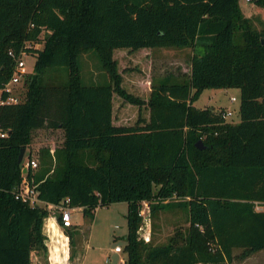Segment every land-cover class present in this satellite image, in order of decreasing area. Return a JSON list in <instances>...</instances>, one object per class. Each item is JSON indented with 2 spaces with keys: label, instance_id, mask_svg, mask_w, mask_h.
Masks as SVG:
<instances>
[{
  "label": "trees",
  "instance_id": "obj_1",
  "mask_svg": "<svg viewBox=\"0 0 264 264\" xmlns=\"http://www.w3.org/2000/svg\"><path fill=\"white\" fill-rule=\"evenodd\" d=\"M156 47L191 48V71L151 77L146 101L123 86L119 57L146 59L132 52ZM92 49L105 84L82 80L79 59ZM24 54L36 58L18 83L24 92L0 106V264L47 255L48 206L66 198L91 218L127 202V264H227L264 249V25L240 0H0V88ZM223 88L240 89L237 124L222 109L195 106L204 90ZM115 93L139 106L135 123H116ZM47 128L64 140L54 155L41 147L39 167L26 174L41 200L32 206L16 197L25 176L18 158ZM145 202L153 216L184 210L188 226L145 242Z\"/></svg>",
  "mask_w": 264,
  "mask_h": 264
},
{
  "label": "rangeland",
  "instance_id": "obj_2",
  "mask_svg": "<svg viewBox=\"0 0 264 264\" xmlns=\"http://www.w3.org/2000/svg\"><path fill=\"white\" fill-rule=\"evenodd\" d=\"M240 5L246 17L253 19L257 27H263V7H259L251 1L248 2L246 0H240ZM32 46L42 47L43 40L34 42ZM144 50L139 49L132 53L135 56H140V54L145 53ZM151 50L152 49H149V52ZM154 50L156 55H159L161 52H163V54L155 57L158 59H155L152 64H146V59L141 56L137 57V62L130 59L125 60L127 57H124L120 53L121 50L115 52V56L118 57L120 53L121 56L119 58L123 60H121L122 64L120 65V71L122 72L123 70L126 75V84H123L125 88H128V84L135 78L158 77L160 75L176 73L179 70L183 72V67L190 71V59L193 54L191 48L156 47ZM24 56L27 69L33 71L36 60L35 56H28L27 54H24ZM176 59L180 60L179 67L175 62ZM79 61L82 70V80L85 84H105L108 82V76L102 68L98 53L95 49L83 53ZM22 85L23 83L14 86V95L18 96L19 93L24 92ZM232 97H235L236 100H232ZM117 101L124 102L123 98L115 93L113 102L115 104L116 113L121 107L120 102L118 103ZM240 103L241 92L237 88L206 89L195 102V106L198 108L211 107L216 110L222 109L226 112L232 111V114L228 115L226 120L237 124L241 121ZM126 108V116L128 119L122 123H135L139 116V106L127 102ZM142 111V115H147L149 113L148 108H143ZM115 120L116 123H118V118H115ZM63 140L64 132L62 129H38L34 132L32 143L26 148L24 159L28 156L36 158L40 165V158L38 156L39 149L44 146L61 145ZM50 153L54 155L55 148L51 147ZM48 208L51 211L50 216H59L60 209L54 208L51 205L48 206ZM143 208L145 209L146 207L143 206ZM127 212L128 204L124 201L98 207L93 218L85 216L83 210L78 208L75 209L72 212L73 227L61 228L67 237L62 231H58V229H56L57 227H55V230H47L50 234L49 237L47 236L46 240L48 244V253L49 246H51L53 251H60L61 253L67 252L68 255L70 254V264L72 262L77 264H120L122 259L127 260V252L124 250L123 253H117L114 251V248L116 245L124 248L127 243ZM143 218H150L149 226L145 232V240L139 235V238L145 242L147 240L155 243L166 242L177 228L184 229L188 226L187 214L184 210L180 209H171L168 211L161 210L157 212L155 216L151 215V213L149 216L148 211H145ZM71 234L73 235L72 240ZM51 236L54 245H52L51 242L49 243V241H51ZM238 252L236 251L237 254ZM260 252H262V254L258 258H251L248 261L234 259L227 264H264V257L262 256L264 255V250ZM47 259L48 255H44L43 253L37 251L32 253L33 264H48L49 261Z\"/></svg>",
  "mask_w": 264,
  "mask_h": 264
},
{
  "label": "built area",
  "instance_id": "obj_3",
  "mask_svg": "<svg viewBox=\"0 0 264 264\" xmlns=\"http://www.w3.org/2000/svg\"><path fill=\"white\" fill-rule=\"evenodd\" d=\"M246 1L250 2L251 0H246ZM28 72H31V71H29L27 69L25 56L22 55L17 60V64H16L15 71H14L12 78L5 85V87L0 88V106L5 105V104H9V103L18 102V100H19L18 96L14 95V92H13L14 86L17 85L20 82L22 76ZM5 93H8L7 97H4ZM232 100H236V98L232 97ZM231 114H232V111H227V112H225L224 115H225V117H227L228 115H231ZM6 135H7V133L0 131V136H6ZM38 166H39V163H38V160L36 158H32V157L28 156L23 160V168H26L27 172L29 169H32V170L37 169ZM24 174H25V176L23 178L22 183L19 186L17 193H16V197L20 198L24 201L29 202L32 206H35V205L40 203V199L38 197V190L36 189V187L34 185H31L30 181L28 180V177L26 176L27 173H24ZM70 201H71L70 198H66L60 204L56 205V207L58 209H60V212H61V214H60L61 215V224L60 223L59 224L63 228H68V227L73 226L72 212L75 210V207L70 205ZM144 206L146 208L145 209L142 208L141 215L144 216L145 211L146 212L148 211V214L150 216L151 212H150L149 203L145 202ZM149 220H150V218L149 219L143 218V223L139 228V234L144 238V240L146 238L145 232H146L147 227L149 226V223H150ZM147 242H148V240H147ZM114 251L117 253H123L124 248L119 246V245H116L114 248ZM120 264H127V260L122 259Z\"/></svg>",
  "mask_w": 264,
  "mask_h": 264
},
{
  "label": "crops",
  "instance_id": "obj_4",
  "mask_svg": "<svg viewBox=\"0 0 264 264\" xmlns=\"http://www.w3.org/2000/svg\"><path fill=\"white\" fill-rule=\"evenodd\" d=\"M148 49H145L144 51H145V53H144V55L147 57L146 58V64L147 63H151L152 64V62L155 60V59H158V58H155V57H157V56H159V55H162L163 54V52H161L159 55H156V53H155V50H151L150 52H149V50L147 51ZM123 53L125 52V55H128V57H131V58H133L135 61H137L134 57H133V55H130L127 51H122ZM127 52V53H126ZM148 61V62H147ZM176 64H177V66L179 67V65H180V60H177L176 59ZM145 64V65H146ZM182 71L183 72H181V70H179V71H177L176 73H169V74H173V75H176V76H183L184 74H189L190 73V71H191V66H190V71H188V69H186L185 67H183L182 68ZM169 74H167V75H169ZM163 76H166V75H160V76H158V77H163ZM145 81H146V83H145ZM123 84H126V75H124V82H123ZM129 92H132V93H134V94H136V95H139V96H141L144 100H148V98H149V96H150V93H151V77H148V78H135V79H133L132 81H131V83H129L128 84V88H126ZM240 90V89H239ZM118 103L120 102L121 103V101H117ZM144 107H146V104L144 105ZM126 104L125 103H121V107L119 108V111L116 113L115 112V108H114V117L115 118H118V122L119 123H122V122H124V121H126L128 118H127V114H126ZM148 116H149V114L147 115V116H145V117H147L148 118ZM56 148L57 146L56 145H53V146H50V148ZM25 157V156H24ZM24 160V159H23ZM23 162V161H22ZM22 171H23V169H22ZM24 178V177H23ZM40 203H41V200H40ZM39 203V204H40ZM38 205V204H37ZM81 209L82 210V208L81 207H75V209ZM60 214H61V212H60ZM60 214H59V216H60ZM58 216L56 215V216H49L48 218H46L45 219V223H44V233L46 234V236H50V234L48 233V231L47 230H49V229H54L55 230V227H57L56 229H58V231H62V233H64V235L66 236V234H65V232L61 229V228H63V227H61L60 226V222H59V220H58V218H57ZM57 225V226H56ZM73 227V226H72ZM47 233H48V235H47ZM67 237V236H66ZM51 242V244L52 245H54V243H53V239H52V236H51V241H49V243ZM63 243V242H62ZM47 244V243H46ZM48 245V244H47ZM63 245H64V243H63ZM66 245V244H65ZM50 248H49V253H47V255H48V264H70V262L71 261H69V260H71V259H69V257H70V254L68 255L67 254V252H63V253H61L60 251H53L52 250V248H51V246H49ZM55 250H56V248H55ZM264 250V249H263ZM237 252L238 251H240V250H236ZM261 251V250H260ZM260 251H257V252H255V253H253L250 257H248V258H246L244 261H248V260H250L251 258H258L261 254H262V252H260ZM50 253H51V255H50ZM65 253V254H64ZM239 253V252H238ZM67 254V255H66ZM237 254V253H236ZM263 257H264V255H262ZM73 264H77V263H74V262H72ZM71 263V264H72ZM230 263V262H229Z\"/></svg>",
  "mask_w": 264,
  "mask_h": 264
},
{
  "label": "water",
  "instance_id": "obj_5",
  "mask_svg": "<svg viewBox=\"0 0 264 264\" xmlns=\"http://www.w3.org/2000/svg\"><path fill=\"white\" fill-rule=\"evenodd\" d=\"M198 145H199L200 147H202V141H199V142H198ZM25 151H26V148H22V149H21V152H20V154H19V158H18V163H19V164L22 163V161H23V159H24ZM23 173H27V169H26V168H23Z\"/></svg>",
  "mask_w": 264,
  "mask_h": 264
}]
</instances>
